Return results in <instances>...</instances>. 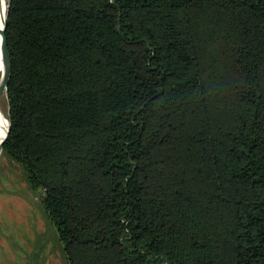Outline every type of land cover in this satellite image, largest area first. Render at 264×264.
Returning <instances> with one entry per match:
<instances>
[{
	"label": "trees",
	"instance_id": "trees-1",
	"mask_svg": "<svg viewBox=\"0 0 264 264\" xmlns=\"http://www.w3.org/2000/svg\"><path fill=\"white\" fill-rule=\"evenodd\" d=\"M15 162L67 264H264V0H9Z\"/></svg>",
	"mask_w": 264,
	"mask_h": 264
},
{
	"label": "rangeland",
	"instance_id": "rangeland-1",
	"mask_svg": "<svg viewBox=\"0 0 264 264\" xmlns=\"http://www.w3.org/2000/svg\"><path fill=\"white\" fill-rule=\"evenodd\" d=\"M0 63V80L2 78ZM7 109L5 90L1 94ZM3 133L0 130V139ZM0 264H67L57 229L22 169L0 155Z\"/></svg>",
	"mask_w": 264,
	"mask_h": 264
},
{
	"label": "water",
	"instance_id": "water-1",
	"mask_svg": "<svg viewBox=\"0 0 264 264\" xmlns=\"http://www.w3.org/2000/svg\"><path fill=\"white\" fill-rule=\"evenodd\" d=\"M9 10H10V3H9V0H8L6 17H5V20H4L3 27L0 29L1 49L2 50L4 49L5 52H6V66H5V70H4L2 79L0 80V98H1V94H2L3 90H5V94H6L7 84H8L9 77L11 75V70H12L11 53H10V50H9V47H8V39H7V35H6V30H7V26H8ZM7 119H8V128H7V132H6L5 137L0 142V155L3 152L4 144H5V141L8 138L9 131H10V126H11L10 119L8 117H7Z\"/></svg>",
	"mask_w": 264,
	"mask_h": 264
},
{
	"label": "bare ground",
	"instance_id": "bare-ground-1",
	"mask_svg": "<svg viewBox=\"0 0 264 264\" xmlns=\"http://www.w3.org/2000/svg\"><path fill=\"white\" fill-rule=\"evenodd\" d=\"M7 2H8V0H0V29L3 27L4 20L6 17ZM0 63L2 65V69H3L2 70V76H3L5 66H6V52L4 49L3 50L1 49V35H0ZM7 128H8V119H7V115L3 109L1 99H0V130L3 133V136L0 139V142L5 137L6 132H7Z\"/></svg>",
	"mask_w": 264,
	"mask_h": 264
}]
</instances>
